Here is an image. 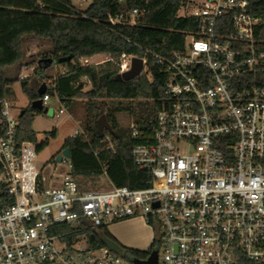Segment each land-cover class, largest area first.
<instances>
[{
    "label": "built area",
    "instance_id": "2783aa9c",
    "mask_svg": "<svg viewBox=\"0 0 264 264\" xmlns=\"http://www.w3.org/2000/svg\"><path fill=\"white\" fill-rule=\"evenodd\" d=\"M189 3L181 17L196 18L198 27L182 32L183 51L152 54L170 104L150 141L131 149L134 167L150 175L148 186L116 187L105 167L109 184L101 191L83 188L70 173L46 178L37 144L16 138L21 111L0 99V186L13 201L0 211V264H134L91 247L85 235L133 219L153 237L157 229V264H264V50L253 36L261 16L249 0ZM142 14L132 9L108 23L135 26ZM116 58L120 80L133 58L142 60L139 75L147 71L145 57ZM54 80L43 83L39 99L42 108L54 99L53 118H60L65 108L47 93ZM103 145L114 152L109 136Z\"/></svg>",
    "mask_w": 264,
    "mask_h": 264
},
{
    "label": "trees",
    "instance_id": "16d2710c",
    "mask_svg": "<svg viewBox=\"0 0 264 264\" xmlns=\"http://www.w3.org/2000/svg\"><path fill=\"white\" fill-rule=\"evenodd\" d=\"M88 1L82 10L75 7L72 0H0V99L10 100L13 96L12 86L17 80L7 78L4 70L23 60L22 37L33 35L49 40L50 60L64 70L56 76L54 89L47 93L56 97L69 112L76 100L84 101L82 132L66 138L61 148L69 150L71 176L80 184V179L102 177L105 167L114 186L144 188L150 183V175L134 167L131 149L150 141L157 115L170 104L162 86L165 75L155 64L152 54L170 58L182 52L185 40L182 32L196 30L198 21L177 15L188 0ZM132 9L143 12L135 26L108 23L109 17L122 15L127 19ZM257 13L261 22L254 28L255 48L264 50V11ZM100 54L111 58L117 54L145 57L147 71L132 80H120L118 66L111 60L97 66L81 62ZM66 56H72V60L57 62ZM149 75L151 81L147 78ZM82 78L91 86L86 92H83ZM19 86L29 103L18 117L16 138L19 142L37 144L36 151L41 153L48 142H37L32 122L42 113L30 107L31 101L40 98L39 87H32L28 80H19ZM102 115L110 125L109 132L97 130V121ZM120 115L131 117L133 122L124 126ZM131 125L135 126L137 137H132ZM50 136L54 138L56 133L51 132ZM105 136H109L114 152L104 148ZM12 203L0 186V211ZM85 235L91 247L108 248L126 259L142 260L149 252L159 249L157 229H154L147 251L122 246L106 228L88 231Z\"/></svg>",
    "mask_w": 264,
    "mask_h": 264
},
{
    "label": "rangeland",
    "instance_id": "374dc122",
    "mask_svg": "<svg viewBox=\"0 0 264 264\" xmlns=\"http://www.w3.org/2000/svg\"><path fill=\"white\" fill-rule=\"evenodd\" d=\"M201 1V0H188ZM253 6L256 12L264 11V0H255ZM88 0L83 2L82 0H72V4L75 7H79L84 10L88 5ZM187 3L186 6L191 5ZM177 15L179 17L185 15V7L179 9ZM21 51L23 54V60L12 67L6 68L4 73L7 78L16 79L17 82L12 86L13 96L10 99L14 104L15 109L23 111L28 106V100L21 93L19 86V75L28 74L29 76L24 79L28 80L32 87H39L45 81L53 80L64 69L61 66L52 64L41 72V67L45 65L46 60H50L51 44L49 40L44 38H38L33 35H25L21 39ZM102 56L88 60L87 63L84 59L81 60L82 64L88 66L101 65L109 60L120 64V60L116 57H110L107 54H100ZM26 69V71L24 70ZM32 69V72L30 71ZM83 83V92L90 90L91 86L85 78L81 79ZM84 101L83 99L76 100L72 106L71 111L65 109V113L60 118H48L41 114L34 117L32 122V129L36 133L37 142L40 143L47 140L48 146L37 156L38 166L42 169V175L49 178L51 175L65 176L70 173L68 168V160L63 159L61 163L54 162L55 157L61 152L63 142L66 138L82 132L80 122L84 115ZM49 106L56 109L57 103L52 99ZM100 118V117H99ZM98 118V119H99ZM119 119L122 120V124L129 125L133 122L132 118L125 115H120ZM51 132H55L56 136L52 138ZM105 133L106 131L103 130ZM81 186L85 189L101 191L107 188L109 182L105 177L98 179H80Z\"/></svg>",
    "mask_w": 264,
    "mask_h": 264
},
{
    "label": "water",
    "instance_id": "95a60500",
    "mask_svg": "<svg viewBox=\"0 0 264 264\" xmlns=\"http://www.w3.org/2000/svg\"><path fill=\"white\" fill-rule=\"evenodd\" d=\"M71 60H72V56H66L63 58H59L57 62L63 63V62H69ZM45 62L53 64V62L51 60H46ZM142 69H143L142 60L139 58H133L132 62H131V69L122 75L123 80H132V79L136 78L137 76H139ZM37 94L40 97L45 94V85L44 84H41L39 86V88L37 90ZM30 107L34 110L41 112L43 115H45L48 118H53V108L52 107L42 108L40 99H36V100L31 101ZM20 114H23V111H21ZM97 130L99 133H102L103 130L108 131V132L111 131L110 125L107 122L104 115H102L97 121ZM69 158H70L69 150L67 148H64L55 157L54 162L61 163L63 161V159L69 160ZM132 262L134 264H157V252L152 251L146 260L134 259V260H132Z\"/></svg>",
    "mask_w": 264,
    "mask_h": 264
},
{
    "label": "crops",
    "instance_id": "0c3cea01",
    "mask_svg": "<svg viewBox=\"0 0 264 264\" xmlns=\"http://www.w3.org/2000/svg\"><path fill=\"white\" fill-rule=\"evenodd\" d=\"M102 55H94L86 60H91ZM40 69H46L50 63ZM40 154V153H38ZM109 233L124 247L139 251H147L153 240V231L140 219L116 222L107 227Z\"/></svg>",
    "mask_w": 264,
    "mask_h": 264
}]
</instances>
